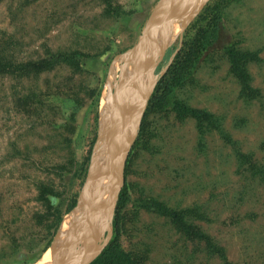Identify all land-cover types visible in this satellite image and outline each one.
<instances>
[{
  "label": "rangeland",
  "instance_id": "374dc122",
  "mask_svg": "<svg viewBox=\"0 0 264 264\" xmlns=\"http://www.w3.org/2000/svg\"><path fill=\"white\" fill-rule=\"evenodd\" d=\"M158 2L0 0V42L10 38L15 58L36 60L60 51L81 55V70L76 72L63 66L21 80L0 72V264H23L43 244L44 224L39 222L45 211L38 184L49 182L64 196L83 191L99 123L103 127L111 118L103 97L114 94L121 117L137 104L136 93L126 89L130 71L124 57L138 44ZM222 15L220 44L233 43L252 54L247 69L258 97L249 101L240 95L226 59L215 52L176 98L221 120L222 134L217 129L201 133L195 120L171 112L146 115L147 103L125 160L122 188H128L129 202L119 213L117 238L141 264H264V179L250 173L243 157L251 155V162L264 167V0H231ZM179 23L176 19L168 24L153 46L157 83L191 22L182 32ZM166 32L169 39L163 40ZM35 99L42 103L34 106ZM56 105L67 116L75 114L70 129L54 124L60 121L52 108ZM132 119L122 128L129 131ZM63 138H70L71 144ZM105 138L109 141L108 134ZM87 155L81 185L76 172ZM55 165L66 167L63 178ZM148 199L174 210L191 209L185 220L223 248L225 261L185 238L169 218L139 209L140 201ZM108 228L100 233L96 250L106 241ZM53 246L29 264H38Z\"/></svg>",
  "mask_w": 264,
  "mask_h": 264
},
{
  "label": "trees",
  "instance_id": "16d2710c",
  "mask_svg": "<svg viewBox=\"0 0 264 264\" xmlns=\"http://www.w3.org/2000/svg\"><path fill=\"white\" fill-rule=\"evenodd\" d=\"M230 1L212 0L191 21L184 32L180 49L174 56L164 75L158 81L149 98L146 115L153 111L171 112L180 119L189 118L195 120L201 133L209 131L210 129H217L222 134L223 128L221 120L205 110L191 108L176 98L177 91L186 84L194 81L195 74L201 63L203 61L205 62L215 52L221 53L226 59L229 74L235 78L240 89V95L249 101L257 99L259 91L253 86L252 77L247 69V63L251 59L252 54L239 49L233 43L220 44V39L223 36L222 13L224 7ZM8 41H10V38H4L0 42V72H4L6 75H10L15 79H27L30 76L35 78L43 72L55 71L57 68L63 66L75 72L81 70L79 59L81 55L76 52H46L44 57H39L36 60H18L12 54L13 52L10 51ZM53 94H55V91ZM17 99L14 96V100ZM38 101L42 103L38 99L33 100L31 103L35 106ZM73 103L77 105L79 102L74 100ZM39 106L42 105L39 104ZM52 108L58 110V113L55 111V114L59 117L60 121L56 120L54 122L57 125V129H70L75 121V114L72 113L67 116L60 110L61 107L59 109L57 105ZM63 140L65 143L71 144L70 138H63ZM243 157L249 161L248 169L250 173L259 175L264 179V167L251 162V155L250 158ZM88 163L89 156L87 155L81 167L76 172L78 174L77 177L81 181V185L86 175ZM52 167L58 171L60 179L63 178L64 172H67L65 166L55 165ZM52 186L49 182H41L37 186L38 198L42 202L45 211L39 224H44L42 227L45 234L43 236V244L41 247L39 246L40 248L37 254L32 258L23 260V264L36 261L49 248L63 217L76 207L78 192L75 191L70 196H64L58 194ZM66 202L65 208H63ZM128 202V188L124 186L118 195L112 222V237L99 256L90 264H141L136 257L130 252L125 251L117 242L121 222L119 213L126 208ZM138 208L169 218L175 228L185 238L200 242L209 256L225 261L226 255L223 248L213 242L198 226L192 224L189 220H185L189 219L191 209L174 210L153 199L140 201ZM187 214H189L188 217ZM12 245L15 248L17 246L15 242Z\"/></svg>",
  "mask_w": 264,
  "mask_h": 264
},
{
  "label": "water",
  "instance_id": "95a60500",
  "mask_svg": "<svg viewBox=\"0 0 264 264\" xmlns=\"http://www.w3.org/2000/svg\"><path fill=\"white\" fill-rule=\"evenodd\" d=\"M208 0H159L158 4L152 11L146 26L144 28V31L142 33V36L140 37L138 44L134 47V49L129 52L125 57L127 56H132L138 60L142 61L141 69L143 70L145 77L144 79L147 81L145 87L143 88V93L142 97L140 98L139 102L132 108L126 115L117 118L115 113L112 111V116L109 119V121H106L105 125L102 127L99 123V131H98V137L97 141L101 140L104 138V135L106 131L108 130V136H109V141H108V147L106 148V159L110 160V167L113 171V177L111 176V173L109 172L110 167L108 168V174L109 178L105 182V185H111V189L107 195L106 202L103 204L102 207L100 208H93L86 220L83 222L82 227L80 228L77 236V241H78V246L77 250L80 254L78 258L77 264H90L93 260H95L101 251L106 247L108 244V240L110 239L112 235V219L114 216V211L116 209V203L118 200V195L119 192L122 189V186L124 184V178H123V172H124V165H125V160L127 157V154L130 150V147L134 141V137L136 135L137 129L139 128L140 125V120L142 117V114L144 113V110L146 108V105L148 103V100L150 96L153 93V90L156 85V80L153 75L154 71V66L151 65L150 59H149V51L151 48V44L153 43V37L155 36L153 32L155 31L160 16L162 13H164L168 9H176L177 11H186L187 9L190 10L191 8L193 9V13L191 16L186 20V22L182 25L180 28L179 32H182L188 24L198 15V13L202 10V8L206 5ZM168 22V21H167ZM178 32V33H179ZM177 33V34H178ZM167 40L168 35L167 32L163 34V40ZM114 94H109V96L105 97V103L106 105L110 108L108 110L113 109L112 103H111V98H113ZM114 110V109H113ZM115 114V115H114ZM136 116L137 118L135 119V123L133 126V129L135 127V132L132 137V140L127 144L126 147H123L122 145V140L120 136L121 129L124 124L127 123V121L132 117ZM132 129V128H131ZM127 133V132H126ZM100 142V141H99ZM93 147L92 155L90 158V164L88 168V174L86 178V184L83 188V191L80 192L76 207L78 205V202H80V199L82 198L84 194V190H86L87 183L90 179L91 171L93 169L92 167V160H93V155H94V150H95V145ZM107 176V173L105 174V178ZM112 179V181H111ZM75 207V208H76ZM74 208V209H75ZM108 211L109 213V228L107 230V239L104 243H102L99 246L98 252L94 256H90V247L92 241L96 239L94 234L89 233L88 231L95 225L96 221H99L100 218L104 217L103 215L106 214ZM57 233V232H56ZM56 236V234H55ZM55 236L53 238V241L55 239ZM52 241V243H53ZM51 243V244H52ZM50 244V245H51Z\"/></svg>",
  "mask_w": 264,
  "mask_h": 264
},
{
  "label": "bare ground",
  "instance_id": "6f19581e",
  "mask_svg": "<svg viewBox=\"0 0 264 264\" xmlns=\"http://www.w3.org/2000/svg\"><path fill=\"white\" fill-rule=\"evenodd\" d=\"M193 9L186 11H177L176 9H168L162 15L160 16L158 25L153 32L155 36L153 37V43L151 44V48L149 51V59L151 62V65L153 66V61H155V55H156V48H153L154 44L159 40L158 37L160 35L162 36V33L165 32V29L168 27V24H170L174 20H180L179 28L182 27V25L188 20V18L193 13ZM168 21V22H167ZM182 22V23H181ZM167 31V30H166ZM160 42V41H159ZM160 45V44H159ZM162 57V56H160ZM125 59V69L126 72H129V75L126 79V89H129L131 94L136 93L137 95V103L139 102L140 98L142 97L143 88L146 85V80L144 79L145 74L143 70L141 69L142 61L138 60L136 61V58L132 56L124 57ZM133 64H130V63ZM124 86V85H123ZM123 92V91H122ZM124 97V95H123ZM124 99V98H123ZM104 106L107 110L108 116H112V111L116 114H114L117 118H120L121 116L116 112L115 105H114V97L111 99V103L113 106V109L108 110V106L105 103V99L103 97ZM131 105V102L129 103ZM132 106V105H131ZM132 108V107H131ZM110 109V108H109ZM110 113V114H109ZM132 126L130 130L128 131L127 128H122V145L123 147H126L127 144L132 140V137L135 132V127L133 129L136 116H132ZM107 118L105 119V121ZM125 125V124H124ZM123 125V127H124ZM120 132V133H121ZM127 132V133H126ZM108 134V131H106L105 135ZM104 135V136H105ZM100 141V142H99ZM108 140L105 138L104 140H98V142L95 145L93 160H92V171H91V177L87 183L86 187V194L84 193L81 201H80V208L78 207V210L76 208L68 214L63 221L61 222L60 228L57 232V235L52 243L54 244L53 248L48 252L47 256L41 260L38 264H77L78 258L80 256L77 246V236L80 228L82 227L83 222L86 220L89 212L93 208H100L103 206V204L106 202L107 195L111 189V185H105V182L108 178V166L110 165V160L108 158L106 159V148L108 147ZM109 164V165H108ZM107 173V176L105 178V174ZM111 176L113 177V171L111 169ZM112 181V179H111ZM86 197V200H85ZM88 197H91L90 200H88ZM75 211V212H74ZM74 212V213H73ZM72 214V215H71ZM71 215V216H70ZM70 216V217H69ZM104 217L100 218L99 221L95 222L96 230L91 231V229L88 231L89 233L94 234L96 239L92 241V245L90 247V256H94L98 250H96V243L97 240L100 238V233L105 232L108 228V221H109V213L107 211L106 214L103 215ZM94 228V227H93Z\"/></svg>",
  "mask_w": 264,
  "mask_h": 264
}]
</instances>
